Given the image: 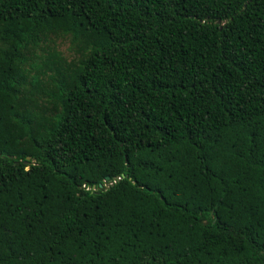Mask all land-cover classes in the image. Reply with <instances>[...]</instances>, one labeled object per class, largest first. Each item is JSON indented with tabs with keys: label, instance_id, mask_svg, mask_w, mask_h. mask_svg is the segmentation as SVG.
Returning a JSON list of instances; mask_svg holds the SVG:
<instances>
[{
	"label": "trees",
	"instance_id": "1",
	"mask_svg": "<svg viewBox=\"0 0 264 264\" xmlns=\"http://www.w3.org/2000/svg\"><path fill=\"white\" fill-rule=\"evenodd\" d=\"M0 264H264V0H0Z\"/></svg>",
	"mask_w": 264,
	"mask_h": 264
},
{
	"label": "water",
	"instance_id": "2",
	"mask_svg": "<svg viewBox=\"0 0 264 264\" xmlns=\"http://www.w3.org/2000/svg\"><path fill=\"white\" fill-rule=\"evenodd\" d=\"M99 188H101V185L99 186Z\"/></svg>",
	"mask_w": 264,
	"mask_h": 264
}]
</instances>
